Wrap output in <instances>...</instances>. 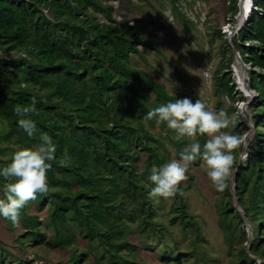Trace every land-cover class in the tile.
Listing matches in <instances>:
<instances>
[{"label":"trees","instance_id":"16d2710c","mask_svg":"<svg viewBox=\"0 0 264 264\" xmlns=\"http://www.w3.org/2000/svg\"><path fill=\"white\" fill-rule=\"evenodd\" d=\"M113 1H120L119 6L128 11L134 3L0 0V125H6L4 129L0 126V168L15 151L34 148L42 133L52 137L57 152L47 173L49 193L38 195L36 201L39 210L49 205L46 222L54 228V246L71 247L80 238L87 241V247L71 250L67 264H145L134 259L139 247L170 231L167 223L157 219L159 206L148 198L154 185L147 177L153 166L171 159V152L151 130L155 120L145 123L142 117L149 109L178 97L133 59L143 53L141 47L158 48V43L139 33L136 18H128L127 13L117 18ZM189 2L170 0L172 13L186 25L194 23L183 8ZM253 2L262 13L254 10L231 38L251 66L249 85L256 91L248 103L254 126L243 116L236 125L253 127L255 134L247 158L235 160L233 165L237 202L254 227L251 249H239L237 264H257L258 254H264V0ZM229 5V13L234 15L237 0H229ZM214 33L225 35L222 27ZM246 40L258 43L239 42ZM229 49V43L223 47L225 55ZM227 59L215 70V92L235 99L238 90ZM33 95L37 103L31 118L37 128L29 137L18 125L14 109L29 105ZM168 133L174 145L186 141L173 139L172 130ZM197 139L203 145L207 137ZM65 154L70 159L61 164ZM193 180L194 174L187 171V179L181 182L183 194L174 197L171 223L192 225L186 190ZM4 183L0 177V186ZM227 195L222 214L230 227L227 219L231 214L244 219L231 192ZM31 203L20 210L18 241L22 246L38 242L45 234L40 213L28 211ZM132 233L140 244L129 238ZM163 253L172 259L181 252L164 249ZM11 254L15 257L0 241V264L7 259L11 264H34L22 255L9 257Z\"/></svg>","mask_w":264,"mask_h":264},{"label":"rangeland","instance_id":"374dc122","mask_svg":"<svg viewBox=\"0 0 264 264\" xmlns=\"http://www.w3.org/2000/svg\"><path fill=\"white\" fill-rule=\"evenodd\" d=\"M238 2L239 0H237V4ZM183 6L194 23L186 25L180 17L173 14L170 0H134L128 14L136 18L137 26L135 27L139 33L158 43V48L143 46L141 47L143 53L135 54L133 59H138L142 66L147 67L155 79L163 81L168 91L176 97H189L193 101L199 98L209 110L225 111L232 122L229 128L222 131L244 138V143L234 152L235 160H244L248 156L246 151L249 149V143L255 138L254 129L253 127L245 129L243 126L236 127V125L242 116L247 119V114L251 115L250 107L247 105L243 112L237 108V101L243 94L238 89L235 99L229 98L226 94L215 92V70L226 58H228L227 61H230L231 67V63L235 60V53L232 41L227 36H220L214 31L218 27L224 26L229 20L233 21V17L238 12L234 15L229 13V0H191L189 3H183ZM121 11L125 12L126 10L122 9ZM228 43L232 50L229 49L225 55L223 47H227ZM237 62H235L236 69ZM165 65H168L170 71L169 76L164 77ZM207 67L211 71L209 77L204 74ZM240 84L245 90L246 87L242 83ZM246 94L249 93L246 92ZM149 95L154 98L153 92H149ZM248 123H250L249 119ZM0 126H3L4 129L6 125ZM251 129L252 131H249ZM151 130L159 138H162L170 150L171 159L168 162L172 159H179L178 150H182L189 141L184 139L186 141L182 146L174 145V142L168 137V129L163 124L159 126L156 124L151 127ZM188 171L194 174L193 184L186 190L192 225L184 226L179 221L171 223L174 214L172 210L174 197L163 202L160 201L156 204L159 206L157 219L167 223L170 231L165 232L163 237H153L149 245L139 247L134 259L145 264H237L239 249L242 246L246 250L250 251L251 249L254 227L237 202L235 167L232 168L229 187L222 192L212 186L201 160L197 163L193 162ZM228 191L231 192L232 202L244 219L242 222L239 216L231 214L227 219L231 224L230 227H227L223 222L222 214L229 197ZM2 195L3 193L0 192V197ZM30 205L29 212L40 213L45 234L39 238L38 242L22 246L18 241L19 234L22 233L19 223L10 226L6 219L0 217V241L10 249V252L15 254V257L12 254L9 257L17 259L22 255L32 260L34 264L40 262L67 264L66 260L73 248L87 247V241L83 238H80L71 247L54 246V228L52 224L46 222L49 205H46L42 210L38 209L36 200L32 201ZM262 233L264 234V231ZM129 238L140 244L134 233ZM262 245H264V241ZM164 249H174L175 252L181 253L178 257L174 256L170 259L165 257ZM91 259L92 256L89 257V260ZM263 261L264 254H258L257 264ZM5 264H11V260L7 259ZM85 264H90V262ZM95 264L118 263L105 261Z\"/></svg>","mask_w":264,"mask_h":264},{"label":"clouds","instance_id":"9594fccd","mask_svg":"<svg viewBox=\"0 0 264 264\" xmlns=\"http://www.w3.org/2000/svg\"><path fill=\"white\" fill-rule=\"evenodd\" d=\"M169 71L168 65H165L164 77L169 76ZM36 103V96L33 95L29 105L14 109L19 117L18 125L29 137L36 134L37 125L31 118L36 112ZM142 119L145 123L155 120L158 126L166 124L175 133L173 139L189 141L179 152V159L152 167L147 179L154 185L148 193L153 203L158 204L161 198L167 200L178 193L182 195L181 182L187 179L186 173L197 159L203 162L207 176L217 191L222 192L229 187L235 163L234 152L244 143V138L222 131L229 128L232 122L225 111H211L201 99L193 101L184 97L149 109ZM197 136H206V142L201 145ZM56 152L57 146L52 137L42 133L34 148H21L11 155L10 162L0 168V177L6 181L0 186L4 197L0 198V217L16 225L22 208L35 201L38 195H48L47 173L51 168L50 162L56 159ZM68 159L65 154L61 164Z\"/></svg>","mask_w":264,"mask_h":264},{"label":"built area","instance_id":"2783aa9c","mask_svg":"<svg viewBox=\"0 0 264 264\" xmlns=\"http://www.w3.org/2000/svg\"><path fill=\"white\" fill-rule=\"evenodd\" d=\"M246 1L247 3V6H246V11L244 13V18L240 21L239 20V15L241 14L242 12V8H243V0H239L238 2V13L235 15V17H233V21L231 19V21L229 20L224 26H222V31L224 32L225 36H227L228 39L231 40V38L233 36H235L237 34V32L239 31V29L241 28V26L244 24V21L245 19L248 17V15H250L254 10H258V12L262 13V9L261 8H258L253 0H244ZM113 3L115 4V6L118 7V10L117 12H115V16L117 18H122V16L124 15V13H127L128 14V10H126L125 12H122L121 10L124 9L122 7H120L119 5L121 4L120 1H113ZM125 10V9H124ZM128 18H133L131 17L129 14H128ZM132 22H135V20H132ZM241 44H257L258 41L254 40L253 42L250 41V40H246V41H239ZM233 46V49H234V53H235V60L233 63H231V67H230V70L232 71V76H233V83L236 85V88L242 92V96L238 99L237 103H238V106L237 108H239L242 112H243V109H245L248 105V101L254 96L256 95V91L250 87L249 85V78H248V70L247 68H250V64L245 62L239 52V50L232 44ZM241 61V63L243 64V67L245 68L246 70V85H247V88L249 89V94H246L245 93V90L244 89H241V85H240V82H239V73L237 71V69L235 68V62L236 61ZM204 74L206 77H209L210 74H211V71H210V68L207 67L205 70H204ZM245 96H248L247 98H243Z\"/></svg>","mask_w":264,"mask_h":264},{"label":"bare ground","instance_id":"6f19581e","mask_svg":"<svg viewBox=\"0 0 264 264\" xmlns=\"http://www.w3.org/2000/svg\"><path fill=\"white\" fill-rule=\"evenodd\" d=\"M246 6H247V3H246V1H244L243 0V8H242V12H241V14L239 15V20L241 21L243 18H244V13H245V11H246ZM236 67H237V69H238V71H239V82H240V80H241V82L240 83H242L246 88H245V90H246V92L247 93H249V89L247 88V83H246V70H245V68L243 67V64L241 63V61L239 60L237 63H236ZM241 85V84H240ZM241 88L243 89V87H242V85H241ZM245 92V93H246ZM243 157V156H242Z\"/></svg>","mask_w":264,"mask_h":264},{"label":"water","instance_id":"95a60500","mask_svg":"<svg viewBox=\"0 0 264 264\" xmlns=\"http://www.w3.org/2000/svg\"><path fill=\"white\" fill-rule=\"evenodd\" d=\"M250 102V100L248 101V103ZM247 119H249V121H250V125H252V126H254V124L252 123V120H251V116L250 115H248L247 114ZM249 131H252V129L251 130H249ZM246 137V136H245ZM245 142H246V138H245ZM246 144V143H245ZM247 146V145H246ZM245 146V147H246ZM246 153H247V155H248V153H249V149H247V151H246ZM237 198V197H236Z\"/></svg>","mask_w":264,"mask_h":264}]
</instances>
